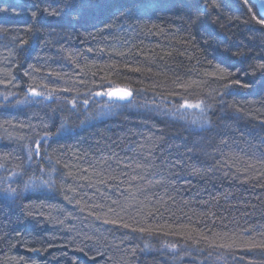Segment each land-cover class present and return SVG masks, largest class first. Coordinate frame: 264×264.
<instances>
[{
  "label": "trees",
  "instance_id": "obj_1",
  "mask_svg": "<svg viewBox=\"0 0 264 264\" xmlns=\"http://www.w3.org/2000/svg\"><path fill=\"white\" fill-rule=\"evenodd\" d=\"M215 2L204 28L176 0H0V160H22L2 136L30 138L57 175L52 193L0 177V264H264V25ZM116 85L133 103L84 112Z\"/></svg>",
  "mask_w": 264,
  "mask_h": 264
},
{
  "label": "snow or ice",
  "instance_id": "obj_2",
  "mask_svg": "<svg viewBox=\"0 0 264 264\" xmlns=\"http://www.w3.org/2000/svg\"><path fill=\"white\" fill-rule=\"evenodd\" d=\"M177 4L183 5L185 8L188 9V23L190 26L193 27H211L214 26L217 23V19L213 18L211 16V13L209 12V8H218L219 5L216 4L215 0H176ZM245 3H247V0H244ZM113 6L112 0H63V8L64 13L71 17L72 15L77 16H84L87 13H103L106 10L110 9ZM9 9L6 8H0V12H6ZM47 11V10H46ZM13 12L16 15H19V12L16 11V8L13 7ZM40 12L39 8H36V10H33L30 12V16L34 21H37L38 23H42V21L37 20L38 13ZM50 16H59L61 15V12L52 9L51 11H48L47 13ZM253 19L256 20V22L260 25H264V16H261L260 18H257L255 15H253ZM33 25H29L27 28L28 31H33ZM36 31H39V28L35 29ZM212 33L210 32L209 35ZM26 43V41L24 42ZM261 69H264V64L259 66ZM132 71H141L139 68L131 69ZM27 74V73H25ZM231 75V73H229ZM111 83V82H109ZM235 83L240 84V81H236ZM242 87H249L248 84H242ZM31 92L34 96L42 95V93L36 92L35 89H31ZM97 95H107L109 97L124 100L127 99L132 95V92L128 89L127 86H113L110 87L106 92L103 93H97ZM84 103L86 104L87 101L85 100ZM203 104V101H200L198 103H189L186 99L184 102L180 105V107L184 108H200ZM9 191L15 192L14 189H10ZM114 221H105V223H109ZM124 227H128V225H124ZM136 229H133L135 231ZM140 231H144V229H139ZM82 251V249H81Z\"/></svg>",
  "mask_w": 264,
  "mask_h": 264
},
{
  "label": "bare ground",
  "instance_id": "obj_3",
  "mask_svg": "<svg viewBox=\"0 0 264 264\" xmlns=\"http://www.w3.org/2000/svg\"><path fill=\"white\" fill-rule=\"evenodd\" d=\"M255 7H256V5H255ZM42 79H43V77H39V78L34 79V80H30L29 78H27L25 80V82L28 83V85H29L28 88H31L30 86H32V87L40 86V84L43 83ZM108 89L109 88L105 89L104 92H106ZM129 90L132 92V95L130 97H128L127 99H124V100L115 99V98L109 97L107 95H105L104 99H101L99 96H96L93 91L88 90L86 93H84L86 95H89L86 97L87 103L86 104L82 103L84 112L89 114L88 110L91 106H93L94 108H97L99 110L104 109V111H107L109 109L112 110L113 107H115V106L128 104L131 102L133 103V101L137 98L138 95L135 91H133V89L130 88ZM27 91H28L30 96L38 98V96H34L32 94L31 89H28ZM92 95H95V96H92ZM55 99H54V101H57V102L61 100V98L60 99L55 98ZM49 100L50 99L48 98L47 101H49ZM56 108L62 109V105L59 104V105H57ZM110 119L111 118H109L108 120H110ZM100 120L105 121L106 119L104 117H100ZM14 140H16V141L18 140L20 142L22 160L21 161L14 160L11 163L10 161H6L4 159H1L0 160V166H1L0 167V177L3 176V179H8L10 177H13V178L16 177L17 181H20L19 178L26 179V178L34 177L35 178L34 179L35 187H33V188L36 190H41V189H43V186L45 184L47 192L50 193L53 190V188H52L53 185L56 184V182H57V175H56V173L49 171L48 168H46V170H45L44 168L41 167V165L34 163V161L39 160V158L41 157L40 152L38 150V146L35 145L33 147V149H34L33 154L35 155V160H34V157L32 156V154H30L31 156L27 154L28 153L27 145L30 141V138H28L26 140H22L21 138L12 137L11 135H6L5 137L2 136V142L4 143V145L9 144L10 142H12ZM28 156H30V157H28ZM24 162H26V166H25ZM16 175H20L21 177L18 178ZM44 181H45V183H44ZM30 189L31 188H29V190Z\"/></svg>",
  "mask_w": 264,
  "mask_h": 264
},
{
  "label": "water",
  "instance_id": "obj_4",
  "mask_svg": "<svg viewBox=\"0 0 264 264\" xmlns=\"http://www.w3.org/2000/svg\"><path fill=\"white\" fill-rule=\"evenodd\" d=\"M257 8L259 16H264V0H251Z\"/></svg>",
  "mask_w": 264,
  "mask_h": 264
},
{
  "label": "rangeland",
  "instance_id": "obj_5",
  "mask_svg": "<svg viewBox=\"0 0 264 264\" xmlns=\"http://www.w3.org/2000/svg\"><path fill=\"white\" fill-rule=\"evenodd\" d=\"M1 167V166H0Z\"/></svg>",
  "mask_w": 264,
  "mask_h": 264
}]
</instances>
